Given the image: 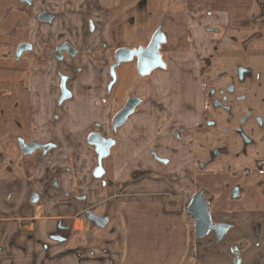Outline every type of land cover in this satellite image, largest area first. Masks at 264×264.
<instances>
[{
	"label": "crops",
	"instance_id": "obj_1",
	"mask_svg": "<svg viewBox=\"0 0 264 264\" xmlns=\"http://www.w3.org/2000/svg\"><path fill=\"white\" fill-rule=\"evenodd\" d=\"M181 1L173 8L168 0H40L33 9L20 8L22 20L9 32L0 31V44L18 37L34 45L33 55L46 58L22 87L15 85L7 103L0 95V264H211L217 256V264H233L225 250L242 240L251 242L248 264H264V233L251 239L252 213H241L246 223L212 258L202 251L204 242L195 238L186 210L173 211V187L179 190L173 173L183 174L192 155L190 140H177L173 131L197 127L203 115L201 97H195L201 94V60L225 48L232 31L253 26L256 0ZM1 2L0 20L6 21L11 10ZM41 4L56 15L52 23L34 16ZM17 27L24 33L18 36ZM214 27L222 29L221 39L208 30ZM159 28L172 50L167 67L157 70L144 103L114 133L113 103L107 99L110 53L146 45ZM65 42L83 56L58 65L54 52ZM76 70L69 84L73 97L60 106L59 74ZM175 96L182 98L179 106ZM2 117L12 125L2 126ZM24 117L26 126L14 122ZM94 131L115 139L102 178L94 176L97 153L88 142ZM19 138L55 147L46 155L25 156ZM55 177L58 186L49 183ZM35 190L43 195L38 203L30 201ZM95 206L113 223L110 237L84 235V215Z\"/></svg>",
	"mask_w": 264,
	"mask_h": 264
},
{
	"label": "flooded vegetation",
	"instance_id": "obj_2",
	"mask_svg": "<svg viewBox=\"0 0 264 264\" xmlns=\"http://www.w3.org/2000/svg\"><path fill=\"white\" fill-rule=\"evenodd\" d=\"M15 1L18 4L16 8V13H17L21 7H26L27 9H33L36 2L40 0H15ZM261 6L263 7L264 4H261ZM29 15H30L29 13L26 14V16H29ZM34 16H36L39 21H41L40 16H52V20L50 22L41 21V22H46V23H52L56 15L53 12H51L49 9L42 6L41 4V6L39 7V10ZM253 16H255V13L253 14ZM253 16H252V23H253V29H254L255 22L257 23L259 22V20L253 19ZM261 16H264V14H261ZM250 29L251 28L236 30L232 32H241L243 30L245 31V30H250ZM208 30L210 32H220L221 34H223L222 29L219 27L208 28ZM156 32L153 34L152 38L149 40V42L146 45L138 46V47H124V46L117 47L110 53V58H111V65L109 69L110 80H111L110 83L113 80L111 76V67L117 61L116 60L117 51L120 49H124V48L131 49V50H139L140 48H148ZM167 41H168V36L166 35V42L162 43L159 47V52L165 63V67H156L147 75H150L156 69L159 70L161 68L167 67V60L164 59L163 54L161 52L162 45L166 44ZM22 44L31 45V49H27L20 56H18L17 55L18 49L20 45ZM66 44H69L71 48L75 50V54L73 55L67 50H62L60 53V56L62 57L59 58V56H57V49ZM33 50H34L33 44L29 42H20L18 45H16L15 55L17 58L21 59L26 53H30L31 55H33ZM215 51H221V49L211 51L209 55L203 58L204 62L207 61L208 63L210 61V58L212 57L211 54ZM67 55L70 56L71 58H75L76 56L79 55L78 50H76L69 42H65L61 44L60 46L56 48L54 52V58L56 59L58 65L62 64V62L66 60ZM113 56H114V59H113ZM12 57H13V53L9 51L8 54L5 55L4 58L6 59V58H12ZM34 57L37 61L35 64L36 66H31L29 73L37 72L39 70L37 68L39 63L40 64L43 63V61L46 59L45 57H40V58L36 56ZM135 57L136 56H134L133 59ZM129 62H123L120 65L124 63H129ZM120 65H118L115 69L116 75H117V68ZM239 65L240 64H236L234 66L233 72L229 70H225V69L221 70L215 79L216 82H220L226 78L227 79L229 78L232 80L231 83H229L226 86L220 85V87L212 88L211 86L207 84V80L204 83L203 74L205 73V66L203 67L202 64H200L199 72H200L201 94L199 92L198 93L196 92L195 97H197V101L199 97H201V102L203 106V115H202L200 122L197 124V127L194 130H192V132H195L196 134L206 133L207 129L214 128L216 126L215 121L212 119V116H210V113H209L210 106H212L214 109L220 110V113L223 114V116H226L225 120L227 122H231L232 120L235 119V116L232 113L231 105L224 103L223 100L220 99V97L224 96L226 99H229L234 102L235 101L237 102V100L241 101L242 100L240 96L241 94H236L238 90L237 88L243 86L242 88L244 90L247 89L245 88L247 87V83H248L247 80H251L252 86L256 87L258 86V83L261 81V77H262L261 73H259L258 70L253 69L251 71L252 72L251 78H248L247 77L248 72ZM207 68L209 69V66H207ZM136 71L140 76H142L138 71V58H137ZM77 73H78V70L71 72L70 74H62V73L59 74L58 104L60 106H62L67 100L73 97L72 92L69 89V84L75 79ZM262 74H264V72H262ZM147 75H144L143 77ZM63 79H65L64 80L65 85L67 89L70 91L71 96L63 100L62 102H60V99L62 96L61 83ZM115 83L113 84V86L115 85ZM109 85H108V90L111 91L113 89V86L109 89ZM26 91L27 92L31 91L30 86H27ZM1 95H4V94H1ZM132 98H136L140 100V102L136 105L135 110L132 114H134L138 110V108L144 103V99H145L143 97L133 95L130 98H128L126 103L120 109H118L117 111L114 110L115 112L112 118V130L114 133L121 126H123L129 119V117L132 115V114L129 115V117L127 118V120L125 121L123 125L119 126L117 129H114L113 120L115 116L127 105L129 100ZM231 98H234V99H231ZM258 109L260 108H258L257 106H254L252 107L251 113L249 112L246 115L238 116L239 117L237 118L238 124H235L236 126H235L234 133H235L236 138L234 140H227V141L219 140L218 147L209 149V151L207 152L206 151L204 152L201 149L202 154L206 153V155H208L206 159H204V156H200V152H195L193 149V145H192L191 163L189 166H186L183 170V174L184 176H186L187 185H185V187L180 186L179 190L178 189L176 190V188L173 187V194H174L173 198L177 200L176 205H173L175 207L173 208V211H175L176 209L186 210L187 215L189 216V218L191 219L193 223V230H194L195 238L199 241L207 240L208 242H210V245L205 247L206 250L215 251L217 248L220 250V246L224 243V241L229 236V231L237 229L241 225L246 223L245 222L246 218L245 216L241 218V213L250 212L253 214L251 223L253 225L252 229L254 231H253V236L251 239H256L257 236L259 235L260 228L261 229L264 228V114H261L260 111H258ZM250 122H253L252 123L253 127L250 130L245 129L244 125ZM226 132L227 130L224 129V133ZM92 133H99L105 139H109V138L114 139V136H110V137L105 136L100 131L99 132L94 131ZM186 133L188 135V130L185 128H177L173 131V135L177 138V140L182 141V142H185L183 141V139ZM193 141H194V137L191 138L190 142L193 144ZM18 143H19L22 154L25 156L36 155V154L46 155L48 152H50L55 147V144L53 143L40 142L36 139H27V138H19ZM24 144L25 145L31 144L30 146H36V147L52 145V147H50L46 152L44 151V149L37 147L36 150L32 152L31 154H25L24 149H23ZM253 145H254V148L257 145L260 146L259 149L255 150L254 152L256 155L255 154H253V156H250V154L246 155L245 151L247 147L253 146ZM228 147L230 149L231 147L234 148V149L232 148L234 151L233 153H235L234 157L228 156L230 155V151L228 150ZM237 153L238 154L243 153V156H240V155L237 156L236 155ZM154 157L157 158L155 154H154ZM179 176H182V174L173 173V185L175 184L176 181H179L180 179ZM49 183L54 186L59 185L56 177L51 179ZM35 194L38 195L39 201L43 197V195L40 192L35 190L30 195L31 202ZM183 195H188V201L186 204L183 203ZM199 196H200L201 201L204 200L207 203L206 206L208 207L211 224L212 225L225 224V225H229L230 227L228 231L226 232L225 236L223 237V239L220 241H217L218 233L215 230H211L203 238H199L196 234L195 226H196L197 220L195 216L189 214L187 209H189V207L191 208V211H194L195 207L198 210L201 209V205L199 202L197 203V205L194 204L195 198L196 197L198 198ZM89 211L91 210H87V212ZM97 215L103 216L107 214L102 213V214H97ZM238 218H241V220H243L244 222L242 223L241 221H239ZM108 222H109V216H108ZM93 225H96V224L93 223ZM250 246H251V242L249 240H242L240 242H232L231 244H229L226 251H228L227 254L231 257L232 263L233 264H248L246 250Z\"/></svg>",
	"mask_w": 264,
	"mask_h": 264
},
{
	"label": "rangeland",
	"instance_id": "obj_3",
	"mask_svg": "<svg viewBox=\"0 0 264 264\" xmlns=\"http://www.w3.org/2000/svg\"><path fill=\"white\" fill-rule=\"evenodd\" d=\"M1 1L2 0H0V2ZM168 3L171 4L173 8H176L178 6L181 7L183 5V1L181 0H168ZM1 4H3V8L5 10H11V11L8 15V18L6 17L7 19L6 21L0 20V31L9 32L13 27L11 24L16 22L20 23V21L22 20V16H17L16 8L18 4L15 0H3ZM261 4H264V0H257L254 5L253 14L255 13V16H253V19L259 20V22L257 23L255 22L254 29L252 26L250 30H245V31L243 30L241 32H232L229 38V43L224 49H221V51L213 52L211 54L212 57L210 58V61L208 63L207 61L204 62V59L201 60L202 66L203 67L205 66V73L203 74L204 83L207 80V84L212 88L220 87V85L226 86L229 83H231L232 80L229 78L228 79L226 78L220 82H216L215 79L218 73L223 69L233 72L234 66L236 64H240L239 66H241L244 70L248 72L247 74L248 78H251L252 76L251 71L253 69L258 70L259 73H261L262 75L261 81L258 83V86L253 87L252 81L247 80L248 82L247 87H245L247 89L244 90L242 88L243 86L237 88L238 90L236 94H241L240 95L242 99L241 101L237 100V102L236 101L234 102L229 99H226L224 96L220 97V99H222L224 103L231 105L232 113L234 114L236 120L234 119L231 122H227L225 120L226 116H223V114L220 113V110L214 109L212 106H210L209 113L210 116H212V119L215 121L216 126L214 128L207 129L206 133L196 134L195 132H192V130L190 131L188 130V135L187 133L184 135L185 140L183 139V141L185 142L187 140L191 141V138L194 137L195 142L193 141V144L191 142L190 143L193 145L194 151L200 152V156H204V159H206L208 155H206V153L202 154L201 153L202 151L207 152L209 151V149L218 147L219 140L227 141V140H234L236 138L234 130L236 126L235 124H238L237 122L238 121L237 118H239L238 116L246 115L249 112L251 113L252 107L254 106L260 108L258 109V111H260L261 114H264V74H262V72H264V16H261V14H264V6L262 7ZM169 8L170 7H168V9ZM21 33L24 32L19 31V28L17 27L18 36L21 35ZM222 35L223 34H221L220 32H215V36L220 39ZM14 40L15 41H12V43L8 42L7 44L5 43L4 45L0 44V58L5 57V55H7L9 51L13 53L12 58L0 60V95L6 94L3 95V99H2L3 103H7V101H5V98L8 95L13 94L15 85H17V89L19 87H22L21 81L25 83L27 77L29 76L30 67L36 66L35 64L37 62L34 57L35 55H31L30 53H26L21 59L17 58L15 55L16 45H18L20 41L18 37H16ZM167 44L168 43L163 44L161 47V52L165 60L168 59L169 54H171L172 52L171 48ZM6 47H8L9 50H6ZM3 52H5L4 55ZM82 56L80 54L75 58H80ZM66 58L75 59V58H71L68 55ZM136 66H137V58L135 57L131 62L124 63L117 68V81L113 86V89L108 93V97H107V99L112 100L113 110L115 111L120 109L126 103L128 98H130L133 95L145 98L146 91L149 87L148 83L155 76V73L158 70L156 69L150 75L143 77L137 73ZM207 66H209V69L207 68ZM174 102L176 106H179V104H181L182 102V98H180L179 96L178 97L175 96ZM0 110H3L2 106H0ZM26 117H24L23 120L22 118H20L22 121L17 120L16 118L14 122H17L18 125H22L24 121V124L26 126L27 123L25 121L28 120V118ZM2 118H1L2 119L1 125L3 124L2 126L5 127L8 125L9 126L12 125L13 122L11 123L9 117L5 119L4 117ZM252 123L253 122H250L244 125V128L250 130L253 127ZM27 128L28 127H25L24 129ZM224 129L227 130L226 133H224ZM259 147H260L259 145L255 146V148L254 145L247 147L245 151L246 155L250 154V156H253V154H255L254 153L255 150H258ZM232 148L233 147H231L230 149L228 147V150L230 151V155L228 156L230 157L235 156L234 155L235 153H233L234 148L233 149ZM236 155L243 156V153L241 154L237 153ZM11 159H12L11 157H7L6 163H9ZM13 160H15V158H13ZM104 166L105 167L108 166V159L104 160ZM179 177H180L179 181L176 182L174 181L175 182L174 185H178V187L180 186L185 187V185H187L186 176L182 174V176ZM174 201L175 199L173 198V202ZM187 201H188V195H183V203L186 204ZM173 205H176V202H174ZM101 207L102 206H95L89 210L93 211L96 214H102L104 209ZM173 208L175 207L173 206ZM112 226H113L112 221H109L108 225L105 228L95 227L93 223L87 221V231L84 235L95 234L98 240L102 238H107L110 237V231L112 230ZM233 233L234 230L229 231V235H232ZM263 233H264V228L263 229L260 228L259 235L257 236V238H260ZM71 236L72 238L75 237L76 241H80V242L82 241L83 243L84 240H86V236H82V237L78 235L76 236L71 235ZM202 242H204V248L202 251L204 253L208 252L212 258H216L215 256L212 255L215 254L217 255V253L221 252L218 248H217L218 250L216 249L215 251L206 250L205 247L210 245V242H208L207 240H202ZM248 249L246 250L247 254H248ZM227 252L228 251L225 250L224 254L228 256ZM217 258L216 260H211V264L222 263L219 260L218 262ZM194 264H200V262L196 261ZM250 264H263V263L257 261H250Z\"/></svg>",
	"mask_w": 264,
	"mask_h": 264
},
{
	"label": "water",
	"instance_id": "obj_4",
	"mask_svg": "<svg viewBox=\"0 0 264 264\" xmlns=\"http://www.w3.org/2000/svg\"><path fill=\"white\" fill-rule=\"evenodd\" d=\"M40 20L50 22L52 20V16H40ZM165 42H166V35L161 29H158L148 48H140L139 50H131L124 48L118 50L116 53L117 61L111 67V76L113 80L109 85V89L113 86V84L117 79L116 70H115L116 67L123 62L131 61L134 56L138 58V71L142 76L149 74L156 67H165V63L159 52L160 45ZM27 49H31V45L29 44L20 45L17 55L20 56ZM62 50H67L73 55L75 54V50H73L69 44H66L57 49V56H59V58L62 57L60 56ZM64 80L65 79H63L61 83L62 96L60 102L71 96V93L67 89ZM139 102L140 100L136 98H132L129 100L127 105L115 116L113 120L114 129H117L119 126L125 123L129 115H131L134 112L135 107ZM88 142L90 145L95 146L96 153L98 156L97 157L98 165L94 170V176L97 178H102L105 175L103 160L109 156L111 148L115 144V140L113 138L105 139L99 133H92L88 137ZM30 145L31 144L23 145L25 154H31L36 150L37 147L44 149L45 152L50 147H52V145L37 146V147ZM38 201H39V197L37 194H35L34 198L32 199V202L36 203ZM194 202L195 205H197V203L199 202L201 205V209L198 210L195 207L194 211H191V208L189 207L187 211L189 212V214L195 216L197 220L195 226L197 236L199 238H203L208 232H210L211 230H215L218 233L217 241L222 240L226 232L230 228L229 225H225V224L212 225L208 207L206 206L207 203L204 200L201 201L200 196L198 198L196 197ZM85 216L89 221L95 223L96 226L98 227H105L108 223L107 215L101 216L89 211L85 214Z\"/></svg>",
	"mask_w": 264,
	"mask_h": 264
}]
</instances>
